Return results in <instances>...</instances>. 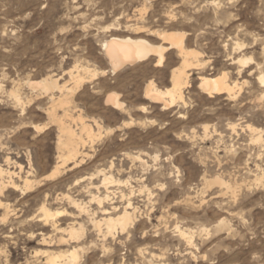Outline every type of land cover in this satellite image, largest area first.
<instances>
[{"label":"rangeland","instance_id":"obj_1","mask_svg":"<svg viewBox=\"0 0 264 264\" xmlns=\"http://www.w3.org/2000/svg\"><path fill=\"white\" fill-rule=\"evenodd\" d=\"M177 1L153 0L149 12L164 16L167 5ZM140 2L144 0H0V164L19 173L17 162L23 167L21 175L34 181L23 192L6 191L11 212L3 221L0 207V264H38L39 236L52 234L39 220L45 199L53 210H66L57 217L63 228L74 221L86 223V249L79 264H264V187L255 181L259 162L264 172V134L255 140L248 129L240 126L233 132L228 125L251 123L264 129V86L259 81L264 74V0H194L178 7L187 16L185 22L149 24L186 31L188 46L209 61L207 75L226 70L242 87L235 98L226 93L210 97L200 89V70L194 68L186 104L171 109L151 102L144 89L152 79L161 88L170 86L172 70L182 63L175 48L166 52L162 65L153 56L114 73L102 54L99 40L115 32L106 27L116 18H134ZM134 36L160 41L145 33ZM236 43L244 46L235 50ZM240 54L254 59L233 63ZM78 64L100 73L108 70L75 93L74 114L84 115L94 129L96 119L102 133L83 148L81 163H69L58 176L45 178L57 161L59 131L45 110L47 96H36L40 90L27 81L54 75L72 86L68 74ZM14 82L26 103L23 113L10 96ZM112 92L126 109L107 102ZM138 154L145 162L134 159ZM104 172L122 181L109 185L113 205L121 209L123 193L134 190L131 198L138 207L126 232L107 237L105 252L87 219L78 217L62 197L69 194L98 210L96 202L90 203L89 190L97 193L94 186L99 185L105 194L100 182ZM216 176L232 188L206 181ZM177 226L192 232V244L179 235Z\"/></svg>","mask_w":264,"mask_h":264},{"label":"bare ground","instance_id":"obj_2","mask_svg":"<svg viewBox=\"0 0 264 264\" xmlns=\"http://www.w3.org/2000/svg\"><path fill=\"white\" fill-rule=\"evenodd\" d=\"M192 3H194V0H178L177 2L169 3L167 9L164 10V16H157L154 11L149 12V9L152 8L153 0H144V2H140V5L136 6L134 18H130L129 15H126L123 22L121 19L116 18L113 23L106 27L107 31L113 29L115 32L107 36L104 35V37L99 40L101 43V49L103 50L102 54L109 63L108 70L113 73L128 65H135L138 62L153 56L155 57L156 64L162 65L167 59L166 52L170 48L176 49L178 55L182 59V63L179 67L172 70L170 86H164L165 88H161L157 86L154 79H152L147 83L144 89L145 97L151 102L161 104L164 109H171L176 105L186 104L185 90L191 84V69L194 68L200 70V89L210 97L226 93L229 98H235L237 97L239 90L242 88L237 80L231 79L230 73L226 70H223L214 76L207 75L204 68L209 64V61H206L201 56L202 53L199 50L188 46L186 43V31L149 26L150 23L163 21L166 23L185 22L187 16H185L184 12L178 9V7H184V5H190ZM214 11L216 14L219 12L216 8ZM139 33L157 36L160 41L159 43H155L147 38L134 36ZM166 42H168V45L164 44ZM243 46V43H236L235 50L241 49ZM253 59L254 57L252 56L247 57L245 54H240V56L232 58V61L233 63L244 65ZM257 67H260V63H257ZM74 68L75 69H71L68 74L70 80L73 82L72 86L68 83L61 84L60 78L54 75L47 76L40 82H35L31 79H28L27 81V84L32 89L40 90L36 96H47L48 107H46L45 110L51 122L58 126L57 128L59 131L58 142H56L58 149L57 161L53 169L45 175V178H54L58 176L63 171V168L69 163H73L74 165L81 163L84 159L83 155L85 154L83 148L89 143H94L102 133V126L96 119H94V122L97 129H94L93 125L88 122L84 115L81 113L74 114L77 102L75 101V93L85 82L93 81L96 76L99 74H106L108 70H102L100 73L96 68L91 69L89 65L83 64H78ZM259 81L264 86L263 73L259 76ZM13 85L14 87L12 91H10V96L13 98L16 107H22L21 112L23 113L26 104L24 97L20 88L17 87L19 84L14 82ZM0 89H2L1 85ZM32 99L33 97H31L29 101ZM107 102L115 107L126 109L125 103L120 100L119 94L116 92L107 95ZM142 108L146 109V106H142ZM59 109L63 110L62 114L58 113ZM228 125L233 132H237L238 127L240 126L241 128L248 129V131L253 134V139L255 140H261L262 134H264V129L256 127L251 123L242 126L240 123L230 122ZM35 126L37 129L43 128L40 125ZM75 126H77V128H75ZM204 130L205 136H208V126H205ZM1 138L0 135V144ZM158 157V154L153 156L154 160H157ZM134 159L145 162L141 157V154L135 156ZM6 162H11L9 156L6 157ZM15 164L20 169V175L19 173L12 171L10 168H5L0 164V207L4 209L1 218L3 221L8 219L11 212L10 205L4 200L6 191L11 190L23 192L34 186V181L31 180L28 175L25 177L21 175V172L23 171L22 165L17 162ZM259 164L256 165V169L260 172L255 176V181L258 185L260 184L264 187L263 167ZM30 165L32 164L30 163ZM101 172L103 171L101 170L100 173ZM17 174L18 178L16 179L14 176ZM206 181L210 184H218V186L220 185L223 188H232V186L228 184L229 182L227 183L220 176H216L210 180L207 179ZM100 182L106 189L105 194L100 192L101 187L99 185L94 186L98 190L97 193H93L89 190V193H91L90 203L93 201L96 202L98 210L92 208L89 202L78 201L69 194H62V197L68 199V201L75 207L78 217L82 220L87 219L97 236L99 247L105 252L109 249V246L106 244L107 237L114 236L118 230L126 232V230H128V228L135 222V214L138 207L134 205L131 198L134 190H131L130 195L127 196L123 193L122 197L126 198L125 205L121 209L118 206L113 205L111 202L112 198L109 191V185L110 183L122 182L115 179L113 175L104 172L103 179ZM127 182L129 181L124 183ZM233 194H235L234 190ZM58 199L62 198L57 197V200ZM107 203L110 204V207L106 206ZM40 210L42 212V217H40L39 220L43 225H48L50 227L52 234L41 233L39 236V245L41 247L35 250V257L39 260L38 264H79L81 260V252L86 249L84 242L87 233L86 223L83 221H74L63 228L60 222L57 221V217L66 212V210H53L52 206L49 205L46 199L42 202ZM176 229L179 235L189 244L193 243V235L191 231L182 229L179 226H177ZM64 233L68 235V238L64 236ZM91 242V244H94L93 241ZM66 244L69 246L66 249L58 250L52 248L55 245L59 247L60 245ZM2 254L3 248H0V255ZM24 264H34V262H26Z\"/></svg>","mask_w":264,"mask_h":264}]
</instances>
